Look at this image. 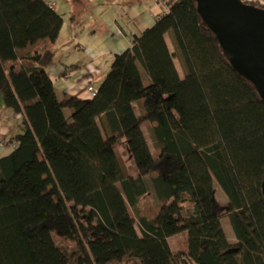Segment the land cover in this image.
<instances>
[{
	"label": "trees",
	"instance_id": "obj_1",
	"mask_svg": "<svg viewBox=\"0 0 264 264\" xmlns=\"http://www.w3.org/2000/svg\"><path fill=\"white\" fill-rule=\"evenodd\" d=\"M166 6L82 101L58 98L47 72L53 52L38 50L56 43L62 17L43 0H0V94L25 126L5 143L13 151L0 153V264H264V102L193 0ZM182 234L186 250L174 251L169 239Z\"/></svg>",
	"mask_w": 264,
	"mask_h": 264
},
{
	"label": "crops",
	"instance_id": "obj_2",
	"mask_svg": "<svg viewBox=\"0 0 264 264\" xmlns=\"http://www.w3.org/2000/svg\"><path fill=\"white\" fill-rule=\"evenodd\" d=\"M43 1L48 5L53 4V10L63 19L56 43L44 41L38 48L40 52L45 50L53 52V62L48 66L47 72L60 100L71 96L82 101H90L93 97L88 88L93 86L98 90L109 74L115 56L131 49L133 37L153 27L165 12L154 0ZM166 42L170 52L174 54L175 48L168 35ZM174 63L180 77L183 78L184 71L180 60L176 58ZM140 71L145 83L149 85L148 74L141 66ZM137 107L141 108V105L136 103V110ZM23 130L25 126L21 116L7 109L0 96V142L5 144ZM6 144L0 147L3 157L13 151V144ZM214 186L217 198L216 184ZM219 201L225 204L228 199ZM225 218L222 219L223 228L229 242L234 244L237 240L228 236L224 226ZM179 237L183 239L184 247L182 250H175L173 242ZM169 243L174 251L184 252L187 234L172 237Z\"/></svg>",
	"mask_w": 264,
	"mask_h": 264
},
{
	"label": "water",
	"instance_id": "obj_3",
	"mask_svg": "<svg viewBox=\"0 0 264 264\" xmlns=\"http://www.w3.org/2000/svg\"><path fill=\"white\" fill-rule=\"evenodd\" d=\"M233 68L264 102V9L242 0H193ZM264 197V180L262 184Z\"/></svg>",
	"mask_w": 264,
	"mask_h": 264
},
{
	"label": "rangeland",
	"instance_id": "obj_4",
	"mask_svg": "<svg viewBox=\"0 0 264 264\" xmlns=\"http://www.w3.org/2000/svg\"><path fill=\"white\" fill-rule=\"evenodd\" d=\"M181 75H183L182 70H181ZM0 96H1V94H0ZM140 112H141L140 108L137 107V113H140ZM144 129H145L146 135H147V137L149 139L151 149H152L153 153L155 155H157L158 153H157L156 146H155V144H154V142H153V140L151 138V135H150V124L149 123H145ZM24 131L25 130H23V132ZM23 132H21V133H23ZM117 149H118L120 158H121V160H122V162L124 164V167L127 170L128 174L131 175V176H134L135 175L134 166L132 164L131 157H130V155L128 153L125 141L122 140V142L117 146ZM215 184H216V188H217V198L219 200H222V199L227 200V196L225 195V193H224L223 189L221 188V186L217 182H215ZM153 203H154V200H151L150 196H148V197L143 199V205L145 206L146 211L148 212V214H153L154 213V209L152 208V206H153L152 204ZM224 226L226 228V231H227L228 236L230 237V239H234L235 240V234H234L233 228L231 226L230 220L228 218L224 219ZM53 235H54L56 243L59 246H73V243H71L70 241H68L64 237L60 236L58 233H54ZM182 240L183 239L181 237H179L176 242L175 241L173 242V247H174L175 250H182L183 249L184 244H183Z\"/></svg>",
	"mask_w": 264,
	"mask_h": 264
},
{
	"label": "built area",
	"instance_id": "obj_5",
	"mask_svg": "<svg viewBox=\"0 0 264 264\" xmlns=\"http://www.w3.org/2000/svg\"><path fill=\"white\" fill-rule=\"evenodd\" d=\"M154 1L160 6H162L163 8H165L166 10H168V6H166L167 0H154ZM245 3L248 5L256 6L257 4H264V0H246ZM50 6L53 7V4H51ZM88 91L92 97H95L97 94V89L93 86H90L88 88ZM0 147H3L2 142H0Z\"/></svg>",
	"mask_w": 264,
	"mask_h": 264
}]
</instances>
